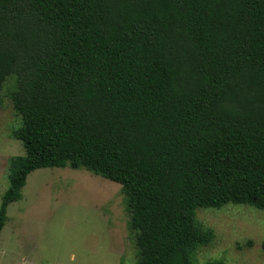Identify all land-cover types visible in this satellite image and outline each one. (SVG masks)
Returning a JSON list of instances; mask_svg holds the SVG:
<instances>
[{
  "label": "trees",
  "instance_id": "obj_1",
  "mask_svg": "<svg viewBox=\"0 0 264 264\" xmlns=\"http://www.w3.org/2000/svg\"><path fill=\"white\" fill-rule=\"evenodd\" d=\"M4 89L0 232L44 167L121 185L135 264H197V208L264 210V0H0Z\"/></svg>",
  "mask_w": 264,
  "mask_h": 264
},
{
  "label": "rangeland",
  "instance_id": "obj_2",
  "mask_svg": "<svg viewBox=\"0 0 264 264\" xmlns=\"http://www.w3.org/2000/svg\"><path fill=\"white\" fill-rule=\"evenodd\" d=\"M0 202L10 159L24 155L12 136L20 118L0 94ZM21 198L7 207L0 232V264H135L138 249L121 185L84 168L44 167L27 175ZM196 219L213 231L192 261L264 264V210L226 204L197 208Z\"/></svg>",
  "mask_w": 264,
  "mask_h": 264
}]
</instances>
